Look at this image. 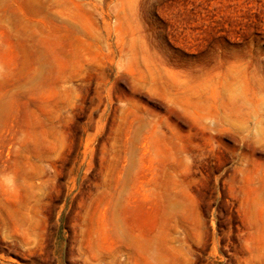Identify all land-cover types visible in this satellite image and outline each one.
<instances>
[{"label":"rangeland","instance_id":"rangeland-1","mask_svg":"<svg viewBox=\"0 0 264 264\" xmlns=\"http://www.w3.org/2000/svg\"><path fill=\"white\" fill-rule=\"evenodd\" d=\"M0 264H264V0H0Z\"/></svg>","mask_w":264,"mask_h":264}]
</instances>
